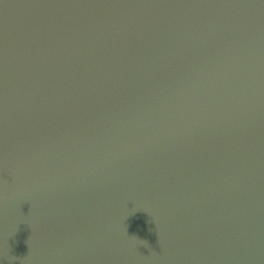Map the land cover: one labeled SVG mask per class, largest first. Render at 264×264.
Segmentation results:
<instances>
[{
  "label": "water",
  "instance_id": "95a60500",
  "mask_svg": "<svg viewBox=\"0 0 264 264\" xmlns=\"http://www.w3.org/2000/svg\"><path fill=\"white\" fill-rule=\"evenodd\" d=\"M0 264H264V0H0Z\"/></svg>",
  "mask_w": 264,
  "mask_h": 264
}]
</instances>
